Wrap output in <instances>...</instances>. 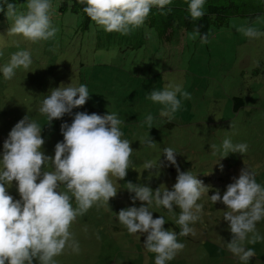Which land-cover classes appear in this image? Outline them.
<instances>
[{"label":"rangeland","instance_id":"rangeland-1","mask_svg":"<svg viewBox=\"0 0 264 264\" xmlns=\"http://www.w3.org/2000/svg\"><path fill=\"white\" fill-rule=\"evenodd\" d=\"M59 1L51 0L52 24L57 28L54 38L31 43L20 36L10 37L12 21L0 31V68L18 50L30 51L33 61L28 70H16L11 80H5L0 72V125H4L0 131L5 132L0 136V159L3 144L8 139L5 135L27 115L36 121L44 120L42 151L54 159L55 146L64 139L61 125H70L78 112L101 116L115 112L121 120V138L130 142L133 152L125 179L112 178L119 188L117 195L110 199L115 207H109L110 202L94 205L86 214L78 216L70 232L80 250L74 253L66 248L55 258L56 264H155V254L143 247L146 234H129L116 216L122 209L142 206V202L133 204L135 194L127 190L128 182L144 184L156 180V187H150L153 191L172 190L178 173L176 166L170 165L164 157L167 147L177 154L181 171H191L209 188L197 201L203 205L199 214L203 224L204 219H208L209 227L218 223L213 231L224 228L225 231L215 237L220 247L213 257H206L203 245L185 246L166 264H242L226 247L231 241L229 224L223 219L227 208L222 203L213 204L210 196L216 190L223 196L227 186L246 168L254 172L257 183L264 186V37L249 40L237 31L240 26L254 23L264 31V16L254 23L234 18L229 27L213 30L206 44L193 32L164 43L146 32L144 41L138 28L128 35L106 34L93 23L89 32H83L82 18L70 13L60 14ZM25 10L26 4L18 12ZM71 83L74 86L85 84L90 98L84 106L73 109L72 115L66 114L48 125L38 110L41 102L52 89ZM176 84L182 85L191 99L183 100L180 110L169 120L160 115L162 106L147 97L154 89L163 90L167 85ZM236 97L242 98L246 105L238 112L234 110ZM148 115L154 117L152 128L144 123ZM47 128L52 130L47 131ZM56 132V138L52 137ZM225 138H230L233 144L246 143V153H230L226 158L222 151L214 155L210 145L220 147ZM149 139L154 142L150 148L144 143ZM146 161H152L155 170L145 169ZM44 170H52L51 162ZM9 187L8 194L19 200L17 183L13 181ZM72 204L75 208L74 197ZM150 210L155 219L164 216L166 230L180 231L176 224L179 212L173 216L155 204ZM190 226L202 227L198 222ZM257 231L264 237V220L258 222ZM178 242L184 244L185 237L178 236ZM246 246L256 253L247 264H264V239Z\"/></svg>","mask_w":264,"mask_h":264},{"label":"clouds","instance_id":"clouds-1","mask_svg":"<svg viewBox=\"0 0 264 264\" xmlns=\"http://www.w3.org/2000/svg\"><path fill=\"white\" fill-rule=\"evenodd\" d=\"M7 4L6 16L12 21L8 36H20L25 41L38 43L55 37L57 28L52 24L51 0H27L26 10L17 11V6ZM86 4L84 13L91 21L107 33L128 35L141 27L153 7L162 10L171 0H78ZM206 0H189L188 13L195 21L204 16ZM4 11L0 7V12ZM170 11V9H169ZM237 31L249 40L264 37L255 23L240 26ZM200 36L202 44L209 42V33L201 34L198 29L194 36ZM30 51L18 50L0 68L5 80H11L16 70H28L32 64ZM90 98L85 84L68 86L61 84L45 96L39 106L48 125L72 115L73 109L84 106ZM161 105L160 115L169 120L182 107V99H191L190 93L182 85H167L163 90L154 89L147 97ZM154 117L148 115L144 121L152 128ZM121 120L115 112L106 115L78 112L73 122L61 125L64 139L55 146L54 159L42 151L45 140L41 125L25 116L10 131L3 144L0 159V264H56L55 258L67 249L78 253L80 246L70 232L72 223L78 216L88 212L94 205L107 204L117 195L112 178L121 181L128 173L130 156L133 152L130 142L122 139ZM234 124H231V128ZM153 147L152 139L145 141ZM212 153L222 151L224 158L229 154L246 153V143L233 144L225 138L222 145H210ZM176 153L171 147L164 149L166 161L176 166L177 181L172 190L161 188L153 191L145 184L127 183V190L134 193L133 204L142 202L140 207H128L118 213L119 223L129 234H146L143 247L155 254V264H166L175 258L185 245L178 242L179 237L194 233L190 227L200 219L203 205L197 203L209 188L197 179L191 171L180 170ZM223 159V158H222ZM51 162L52 170H44ZM143 167L155 170L152 161ZM159 167H163L159 162ZM222 170V165H221ZM17 183L19 200L8 194L7 188ZM37 181H39L37 183ZM63 188L64 190H60ZM76 207H73L72 198ZM213 204L222 203L227 210L223 219L229 224L231 241L227 249L247 264L255 257L253 248L264 237L257 231V224L264 220V186L257 183L255 173L243 169L238 179L227 186L223 196L219 190L210 196ZM163 207L169 213L179 208L176 224L180 231L166 230L164 216L153 218L152 205Z\"/></svg>","mask_w":264,"mask_h":264},{"label":"trees","instance_id":"trees-1","mask_svg":"<svg viewBox=\"0 0 264 264\" xmlns=\"http://www.w3.org/2000/svg\"><path fill=\"white\" fill-rule=\"evenodd\" d=\"M26 1L27 0H7L8 3H12L17 6V11L20 7H23L26 4ZM59 2L60 5L58 10L60 14L66 15L67 13H70L81 17L82 23L80 27L82 31H90L94 22H92L90 17H88L83 11L86 4H80L78 0H60ZM188 3L189 0H171V3L163 10L166 14H162L161 9L153 7L149 16L146 18L145 23L138 28L144 37V41L146 39V36H144L145 32L147 35L148 33H152L153 36L155 35L157 37H155L156 39L160 41L163 40L164 43H169L175 36L184 35L188 32L195 33L196 29H198L201 34L209 33V39L213 30H220L229 27L231 20L234 18H241L247 20L249 23H254L264 16V0H206L203 8L205 13L204 16L199 20L194 21L188 13ZM0 7L4 8V11L0 12L1 31L5 25L8 24L7 26H9L11 22L6 16L7 4L4 0H0ZM148 29L151 32L148 31ZM103 33L108 34L105 31H103ZM198 37L200 39V36ZM96 44H100L99 38L96 39ZM65 86L68 85L65 84ZM241 107H246L244 100L240 97L234 98L235 112H238ZM37 122L43 127L44 120L42 118H40ZM173 125L175 124H172V126ZM2 126L4 125H0V129ZM48 129L52 130L51 128H47L46 130L48 131ZM2 133L4 134L5 132L0 131V136ZM56 134L57 132L52 137L56 138ZM8 136L9 135H5V137ZM156 182L157 181L155 180L154 183L145 182L144 184L148 187H156ZM114 185L116 186V183H114ZM116 189L118 190L119 188L116 187ZM109 202L111 204L109 207H115L111 200ZM136 202L138 203L140 201L137 200ZM165 212H168L167 209ZM178 212H180V210L174 208V211L171 214L176 216V213ZM116 218L118 220V216H116ZM197 222L201 224L202 227L198 228L190 226L194 228V233L189 234L190 237H188L189 235L185 237L184 245L186 247H193V245L199 247L203 245L205 246L203 248L206 257L211 258L215 255L216 248L220 247L215 237L221 235V231L224 232L225 228L223 230L213 231L218 226V223L209 227L208 219H204V224L201 219Z\"/></svg>","mask_w":264,"mask_h":264}]
</instances>
